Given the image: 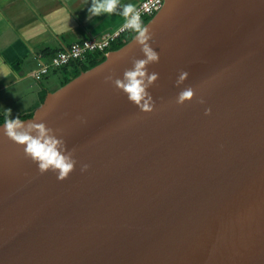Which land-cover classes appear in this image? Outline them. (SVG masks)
<instances>
[{
    "label": "water",
    "instance_id": "obj_1",
    "mask_svg": "<svg viewBox=\"0 0 264 264\" xmlns=\"http://www.w3.org/2000/svg\"><path fill=\"white\" fill-rule=\"evenodd\" d=\"M145 26L153 112L105 79L145 58L135 34L22 119L61 130L69 178L0 124V264H264V0H165Z\"/></svg>",
    "mask_w": 264,
    "mask_h": 264
},
{
    "label": "crops",
    "instance_id": "obj_2",
    "mask_svg": "<svg viewBox=\"0 0 264 264\" xmlns=\"http://www.w3.org/2000/svg\"><path fill=\"white\" fill-rule=\"evenodd\" d=\"M142 1L120 0V5L136 7ZM91 3L0 0V117L15 119L32 113L42 103L44 92L61 87L69 70L52 69L40 81L33 77L39 53L43 54L42 60L49 61L57 51L83 39H100L125 22L119 10L90 16Z\"/></svg>",
    "mask_w": 264,
    "mask_h": 264
},
{
    "label": "clouds",
    "instance_id": "obj_3",
    "mask_svg": "<svg viewBox=\"0 0 264 264\" xmlns=\"http://www.w3.org/2000/svg\"><path fill=\"white\" fill-rule=\"evenodd\" d=\"M118 10L125 18L124 27L136 33L135 43L140 47L145 58H133V67L124 71L122 79L114 78L112 75L105 79L106 82L111 81L117 89L122 90L128 100L143 112L151 113L154 111L155 102L149 89L158 81L159 74L149 73L148 66L159 63L160 60L159 54L150 43L153 42L154 36L151 29L143 24L140 13L134 5L126 4L121 7L120 0H92L88 12L90 16L96 17L105 13L113 14ZM188 76L189 73L182 70L176 81L177 86L183 84ZM194 96L195 90L188 87L178 94L176 103L184 105L186 101H193ZM198 102L202 104L204 100L201 98ZM7 112L11 114V109ZM205 114L210 115L211 109H207ZM44 118V116L38 117L41 121ZM60 131L48 127L44 122L35 120L25 122L19 117L6 119L3 127V134L23 146L25 156L38 165L41 174L51 170L57 174L60 181H63L69 178L78 161L74 158L75 149L68 150L66 141L62 136L57 135ZM88 168L89 165L83 164L81 171H87Z\"/></svg>",
    "mask_w": 264,
    "mask_h": 264
},
{
    "label": "built area",
    "instance_id": "obj_4",
    "mask_svg": "<svg viewBox=\"0 0 264 264\" xmlns=\"http://www.w3.org/2000/svg\"><path fill=\"white\" fill-rule=\"evenodd\" d=\"M165 0H143L135 8L140 13L142 22L145 17H153L163 7ZM125 22L116 30L103 35L100 39H83L57 51L49 61L42 60L43 54H38L39 66L32 75L37 80H42L52 69H62L72 62L85 61L89 54L101 53L105 56L111 51L110 47L117 39H122L127 33L133 31L124 27Z\"/></svg>",
    "mask_w": 264,
    "mask_h": 264
},
{
    "label": "trees",
    "instance_id": "obj_5",
    "mask_svg": "<svg viewBox=\"0 0 264 264\" xmlns=\"http://www.w3.org/2000/svg\"><path fill=\"white\" fill-rule=\"evenodd\" d=\"M150 19H151V17H147L144 20L145 22L143 21L144 22L143 24L145 25ZM135 34L136 33L134 31H131L129 34L127 33V35L124 38L117 39L116 41H114L112 43L110 50H115V49L122 47L127 42H129L134 37ZM105 59H106L105 55L96 52L93 54H89V56L87 57V59L85 61L72 62L68 66H65L64 68L60 69V71L69 70V73L63 79V81L60 83V86L65 85L70 80H72L73 78L78 76L81 72L86 71V70L96 66L97 64L101 63ZM46 96H47V92H44L43 97H42V102L45 100ZM32 115H33V112L19 116V118L25 119V118L31 117ZM6 119H8V117H0V124L4 123L6 121Z\"/></svg>",
    "mask_w": 264,
    "mask_h": 264
},
{
    "label": "rangeland",
    "instance_id": "obj_6",
    "mask_svg": "<svg viewBox=\"0 0 264 264\" xmlns=\"http://www.w3.org/2000/svg\"><path fill=\"white\" fill-rule=\"evenodd\" d=\"M147 17H145V19H146ZM145 22V21H144ZM34 113V112H33Z\"/></svg>",
    "mask_w": 264,
    "mask_h": 264
},
{
    "label": "bare ground",
    "instance_id": "obj_7",
    "mask_svg": "<svg viewBox=\"0 0 264 264\" xmlns=\"http://www.w3.org/2000/svg\"><path fill=\"white\" fill-rule=\"evenodd\" d=\"M144 23V22H143ZM130 33V32H129Z\"/></svg>",
    "mask_w": 264,
    "mask_h": 264
}]
</instances>
